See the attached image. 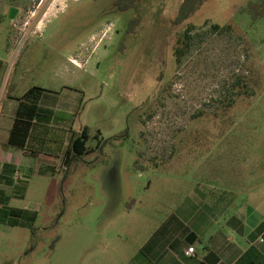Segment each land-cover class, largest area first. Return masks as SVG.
Wrapping results in <instances>:
<instances>
[{
	"label": "rangeland",
	"instance_id": "obj_1",
	"mask_svg": "<svg viewBox=\"0 0 264 264\" xmlns=\"http://www.w3.org/2000/svg\"><path fill=\"white\" fill-rule=\"evenodd\" d=\"M181 1L0 0L8 91L59 92L72 129L90 128L89 153L32 171L12 200L34 221L0 220V264H134L187 197L222 221L264 210V0H205L177 25ZM211 21L234 31L211 33ZM189 23L206 34L178 66Z\"/></svg>",
	"mask_w": 264,
	"mask_h": 264
},
{
	"label": "crops",
	"instance_id": "obj_2",
	"mask_svg": "<svg viewBox=\"0 0 264 264\" xmlns=\"http://www.w3.org/2000/svg\"><path fill=\"white\" fill-rule=\"evenodd\" d=\"M15 62L0 56V174L6 164L15 171L12 181H0V220L7 222L4 211L14 209L23 216L20 219L23 223L20 221L15 226L31 227L34 210L14 206L12 200L25 198L32 171L47 169V162L55 158L63 162L74 118H70L69 104L60 98L59 92L46 88L40 93L35 113L31 112L32 104L28 101L18 115L20 97L7 89ZM16 172L26 180L16 177ZM3 182L12 189L10 192ZM180 203L178 210L142 247L134 264H264L261 205L242 206L232 218L222 221L224 210L216 212L214 206H202L204 201L187 197ZM191 246L195 248L194 255L186 253Z\"/></svg>",
	"mask_w": 264,
	"mask_h": 264
},
{
	"label": "trees",
	"instance_id": "obj_3",
	"mask_svg": "<svg viewBox=\"0 0 264 264\" xmlns=\"http://www.w3.org/2000/svg\"><path fill=\"white\" fill-rule=\"evenodd\" d=\"M140 1L141 0H115L114 3L120 10L126 11L134 8ZM204 1L205 0H182L173 22L177 25L183 24L192 14L196 12V10L204 3ZM137 21L138 20L136 18L131 20L130 30L133 29L135 25H137ZM209 22L210 20H206L204 25H208ZM204 25L202 27H204ZM196 29V24L189 23L176 37L173 53L178 66H180L183 60L188 57L195 49H197V46H199L204 41V34H206V31L202 32L197 31ZM209 31L211 33H231L234 31V27L231 24L222 26L211 21ZM232 86H234V84H232ZM246 86V82H243L242 87ZM246 88L243 89L244 93L247 92ZM42 90H44V88L35 87L34 90L30 89L23 97L19 98L21 103L17 112L18 115H21V112L28 101H30L32 104V113H35L38 110V101L40 100V93ZM165 90L167 89H164V91ZM229 105H231V103H229ZM152 115L153 112H149L148 116L151 117ZM89 139L90 128L87 125L84 126L80 132L73 130L70 138V146L65 152L63 162L66 165H69L73 161H78L84 154L89 153L90 148L87 145ZM98 145L101 146L102 142H99ZM13 172H15L13 166L6 164L4 166L3 172L0 174V181L2 179L7 180L8 182L12 181V175L14 174ZM4 216L7 217V221L13 225L18 224L20 221V223H23V221L20 220L23 218L21 211H15L14 209H10V211L6 210L4 211ZM31 220L33 222L34 217Z\"/></svg>",
	"mask_w": 264,
	"mask_h": 264
},
{
	"label": "built area",
	"instance_id": "obj_4",
	"mask_svg": "<svg viewBox=\"0 0 264 264\" xmlns=\"http://www.w3.org/2000/svg\"><path fill=\"white\" fill-rule=\"evenodd\" d=\"M16 177L18 176V172H16ZM195 248H194V246H191V247H189L188 249H187V251H186V253L188 254V255H194L195 254Z\"/></svg>",
	"mask_w": 264,
	"mask_h": 264
}]
</instances>
